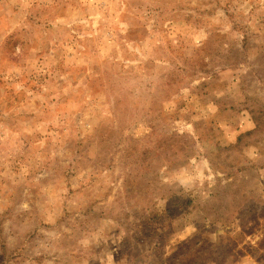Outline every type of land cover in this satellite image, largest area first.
Segmentation results:
<instances>
[{"label": "rangeland", "instance_id": "obj_1", "mask_svg": "<svg viewBox=\"0 0 264 264\" xmlns=\"http://www.w3.org/2000/svg\"><path fill=\"white\" fill-rule=\"evenodd\" d=\"M0 264H264V0H0Z\"/></svg>", "mask_w": 264, "mask_h": 264}]
</instances>
